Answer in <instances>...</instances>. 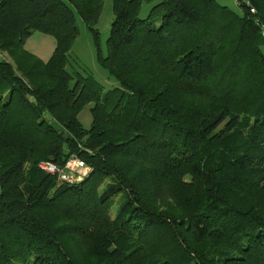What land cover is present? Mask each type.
<instances>
[{"label": "trees", "instance_id": "1", "mask_svg": "<svg viewBox=\"0 0 264 264\" xmlns=\"http://www.w3.org/2000/svg\"><path fill=\"white\" fill-rule=\"evenodd\" d=\"M103 1L0 0V264H264V0H112L105 57ZM74 13L104 95L66 70ZM71 159L77 182L38 168Z\"/></svg>", "mask_w": 264, "mask_h": 264}, {"label": "rangeland", "instance_id": "2", "mask_svg": "<svg viewBox=\"0 0 264 264\" xmlns=\"http://www.w3.org/2000/svg\"><path fill=\"white\" fill-rule=\"evenodd\" d=\"M161 0H154L152 3H142L140 6L139 18L144 19L148 16L150 9L153 5L157 4ZM217 4L227 7L228 9L239 12L236 4L233 0H215ZM112 0H104L103 6L101 7V14L98 19L96 30L98 35L99 50L102 56L106 55V41L110 33V26L112 23L113 12H112ZM75 26L78 32L77 39L67 56L66 70L74 77L80 75L83 78L91 77L95 85L100 88L101 94L104 95L106 92L118 87L117 82L109 77L106 72L100 67L96 60V49L94 47L93 36L87 27L81 22L79 16L74 13ZM155 21V26H158V20ZM55 47V41L47 36L40 34H34L28 39L21 50L33 55L40 62L45 63L51 56ZM1 53V52H0ZM264 53V49L263 52ZM1 57L9 62L11 60L1 53ZM93 107L89 104L81 110L78 115V123L83 129L88 130L91 126V113L90 110ZM43 164V163H40ZM39 164V165H40Z\"/></svg>", "mask_w": 264, "mask_h": 264}, {"label": "built area", "instance_id": "3", "mask_svg": "<svg viewBox=\"0 0 264 264\" xmlns=\"http://www.w3.org/2000/svg\"><path fill=\"white\" fill-rule=\"evenodd\" d=\"M236 4L237 8L240 6H244L246 8H249V13H254V10L251 9L250 3L247 2V0H233ZM249 14V15H250ZM260 36L264 40V28H260ZM1 56V53H0ZM39 170L46 175L49 176H56L60 181L67 182V183H73L77 182L85 173H87V170L84 168L83 164L81 162H78L76 159H71L68 161V163L65 165L63 169H58L52 164H40L38 166Z\"/></svg>", "mask_w": 264, "mask_h": 264}]
</instances>
